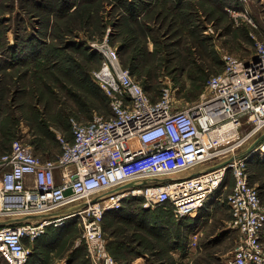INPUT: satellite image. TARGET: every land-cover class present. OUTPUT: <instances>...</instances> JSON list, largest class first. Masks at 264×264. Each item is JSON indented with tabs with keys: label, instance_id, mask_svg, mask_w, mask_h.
<instances>
[{
	"label": "rangeland",
	"instance_id": "374dc122",
	"mask_svg": "<svg viewBox=\"0 0 264 264\" xmlns=\"http://www.w3.org/2000/svg\"><path fill=\"white\" fill-rule=\"evenodd\" d=\"M141 1L151 0H137L134 8L124 0H0V151L22 137L40 157L53 158L61 151L57 133L70 138L71 120L111 113L91 79L99 66L94 44L104 37L152 99L169 86L180 108L197 100L208 78L223 69V53L247 57L256 42L264 44V0H159L146 11ZM262 133L264 127L239 151ZM257 144L263 149L264 137ZM248 169L264 203L263 151ZM223 183L227 189L219 188L184 218L160 205L143 208L138 196L106 210L102 227L115 258L225 264L239 231L226 202L233 183L229 172ZM26 243L31 250L26 264H90L75 218L48 225Z\"/></svg>",
	"mask_w": 264,
	"mask_h": 264
},
{
	"label": "built area",
	"instance_id": "2783aa9c",
	"mask_svg": "<svg viewBox=\"0 0 264 264\" xmlns=\"http://www.w3.org/2000/svg\"><path fill=\"white\" fill-rule=\"evenodd\" d=\"M94 47L99 66L91 79L111 113L71 120L70 138L57 133L61 151L53 158L40 157L22 137L0 152V260L26 264L27 241L75 218L90 264H134L108 251L106 210L138 196L143 208L160 205L184 218L227 189L229 172L233 183L225 196L239 239L225 264H264V203L249 180L251 152L238 155L264 127V44L256 42L247 57L223 53V69L182 108L173 105L169 86L152 99L106 37ZM199 165L205 167L185 173Z\"/></svg>",
	"mask_w": 264,
	"mask_h": 264
},
{
	"label": "crops",
	"instance_id": "0c3cea01",
	"mask_svg": "<svg viewBox=\"0 0 264 264\" xmlns=\"http://www.w3.org/2000/svg\"><path fill=\"white\" fill-rule=\"evenodd\" d=\"M159 0H151L150 1V3L148 4V5H146V7L143 9L144 11H146L147 9H155V7L157 6V2H158ZM16 64V63H15ZM247 149H245V150H240L239 152H238V155H241L243 152H245ZM258 148H256V149H254L253 151H251V154L249 155V157H248V160H247V163H248V165L249 164H253V162H254V159H255V157H257V155H261V152H260V154H257V153H259L258 152ZM261 150V149H260ZM248 175H249V180H250V174H249V169H248ZM256 185V184H255ZM258 190H259V193H260V188L258 187ZM261 195V194H260Z\"/></svg>",
	"mask_w": 264,
	"mask_h": 264
},
{
	"label": "water",
	"instance_id": "95a60500",
	"mask_svg": "<svg viewBox=\"0 0 264 264\" xmlns=\"http://www.w3.org/2000/svg\"><path fill=\"white\" fill-rule=\"evenodd\" d=\"M263 137H264V133H262V134L256 139V141L253 142V143L247 148V150H246L245 152H243L241 155H246L247 153H249V152L253 151L254 149H256V147H257V145H258L257 142L260 141ZM236 156H237V155L232 156V158H230V160H232V159L235 158ZM221 164H223V163H221ZM127 185H128V186H131L130 183L127 184ZM65 211H67V210H62L60 213L65 212Z\"/></svg>",
	"mask_w": 264,
	"mask_h": 264
},
{
	"label": "trees",
	"instance_id": "16d2710c",
	"mask_svg": "<svg viewBox=\"0 0 264 264\" xmlns=\"http://www.w3.org/2000/svg\"><path fill=\"white\" fill-rule=\"evenodd\" d=\"M123 1V0H122ZM124 2H126V4L127 5H129L130 6V8H134V6H135V4L137 3V0H131V1H127V0H124ZM142 3H144V1H141V4ZM145 5H148V4H146V2L144 3V6ZM119 52V51H118ZM120 56V55H119ZM132 74V73H131ZM133 75V74H132ZM143 86V85H142ZM143 88H144V86H143ZM145 89V88H144ZM1 152V151H0ZM141 205V204H140ZM105 232V231H104ZM106 234V233H105ZM112 239L110 238V239H108V241H107V249H108V251L110 252V254L115 258V254H114V252H112L111 250H110V248H109V244H110V241H111ZM116 259V258H115ZM117 261H118V259H116Z\"/></svg>",
	"mask_w": 264,
	"mask_h": 264
},
{
	"label": "bare ground",
	"instance_id": "6f19581e",
	"mask_svg": "<svg viewBox=\"0 0 264 264\" xmlns=\"http://www.w3.org/2000/svg\"><path fill=\"white\" fill-rule=\"evenodd\" d=\"M264 145V144H263ZM260 149H261V147H260ZM264 152V148L263 149H261V150H258V152L260 153V152ZM246 160H248V158L246 159Z\"/></svg>",
	"mask_w": 264,
	"mask_h": 264
}]
</instances>
